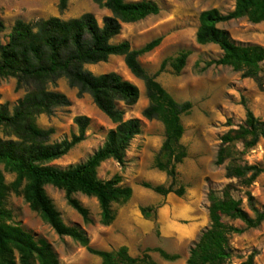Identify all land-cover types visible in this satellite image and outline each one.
Instances as JSON below:
<instances>
[{"label": "trees", "instance_id": "trees-1", "mask_svg": "<svg viewBox=\"0 0 264 264\" xmlns=\"http://www.w3.org/2000/svg\"><path fill=\"white\" fill-rule=\"evenodd\" d=\"M110 11L102 24L92 13L78 18L63 20L59 17L26 23L15 22L7 43L0 41V79L14 78L18 89L26 91L25 96L11 111L9 106H0V129L5 138L0 137V165L4 171L14 174L11 185L6 183L0 170V264H60L52 245L33 235L13 222V213L6 207L10 191L21 192L31 210L40 214L52 229L61 237H69L87 251L101 259V264H158L150 255L133 257L128 247L116 251L97 250L91 247L88 234L77 227L66 225L46 193L45 187L51 185L65 192L67 203L88 221V210L74 197L81 193L95 197L100 205V222L110 226L116 220L113 205H124L133 196V189L121 185V177L109 180L98 177L102 163L114 160L121 166L126 163V153L131 142L142 131L139 119L125 120V112L119 105L134 106L140 98L139 88L117 73L96 76L85 69L86 65L106 62L111 56H122L130 73L143 81L149 106L143 116L147 120H158L165 128V141L156 160V168L166 173L171 180L169 186L152 185L144 182L142 187L161 196L174 194L183 197L184 186L175 188L178 176L177 165L187 157V150L181 144L184 127L183 115L192 109L191 102L179 103L157 81L159 74L168 64L179 74L186 66L190 52L183 51L176 58L165 60L155 75H149L139 58L155 50L162 38H157L141 49H132L128 41L118 44L112 40L119 36L123 24L135 23L158 15L159 6L148 0H94ZM234 9L222 13L218 9L203 11L199 16L196 33L198 45H216L223 56L212 65L231 67L242 73V77L253 79L263 89L264 48L258 45H239L220 25L239 19L250 23L264 22V0H234ZM70 0H58L59 12H64ZM4 24L0 21V32ZM66 79L70 86L76 87L79 94H89L97 108L116 125L99 148L84 163L61 169L50 164L67 155L75 146L85 140L89 119L76 118L78 135L71 140L49 144L52 129H42L37 125V117L51 115L55 108L69 105L68 98L49 89L60 79ZM230 129L221 137L216 166L228 162L225 178L230 181L221 192L211 190L208 194L210 226L190 250L186 264H230L239 258L230 245L233 235L245 230L255 229L264 223V211L260 210L254 196L245 191L248 210L243 200L234 196L240 189H248L264 173L259 164L240 163L241 156L263 139L264 121L246 108L243 124ZM242 145V150L237 149ZM239 186L240 189L237 188ZM22 188V189H21ZM147 216L150 208H143ZM240 222L244 228L234 225ZM155 251L168 262L177 261L180 256L169 254L163 249ZM255 253H251L241 264H255Z\"/></svg>", "mask_w": 264, "mask_h": 264}, {"label": "rangeland", "instance_id": "rangeland-1", "mask_svg": "<svg viewBox=\"0 0 264 264\" xmlns=\"http://www.w3.org/2000/svg\"><path fill=\"white\" fill-rule=\"evenodd\" d=\"M148 1L159 6V14L135 23L123 24L121 34L112 43L128 41L132 49L138 50L161 37L162 43L155 50L139 58L141 65L151 76L159 71L165 60L174 59L183 51L190 52L187 64L179 74L168 64L165 71L157 77V81L177 102H191L193 105L191 111L181 118L184 127L181 144L187 150V157L182 164L177 165L175 184V188L184 186L186 194L181 198L174 194L164 197L142 187L144 182L155 186L171 184L166 173L155 166L165 141V128L158 120L144 118L143 112L149 106L145 85L130 73L122 56H111L106 62L86 65L85 69L96 76L117 73L140 90V98L134 106L119 105L125 112V120L139 119L142 124L141 133L131 142L126 153V164L121 166L114 160H108L98 169V177L104 181L120 176L121 185L133 189L132 198L124 205H113L116 220L110 226H104L100 222L101 209L95 197L81 193L74 195L89 212V220L85 221L68 205L63 190L51 185H47L45 190L63 222L85 231L92 248L116 251L126 246L133 257H142L147 253L158 264H186L191 248L210 226L209 192H221L230 183L225 178L228 162L222 166L215 165L221 137L230 129L229 121L234 127L244 123L246 108L264 121V86L261 89L253 79L242 77V73L231 67H206L208 63L219 60L223 53L216 45L201 46L196 42L200 14L209 9L230 12L234 9V0ZM101 7L94 0H70L67 9L61 13L58 10V0H0V21L4 24L0 41L3 44L8 42L18 20L26 23L51 17L69 20L92 13L99 24H102L103 18L111 13ZM220 27L239 45H258L264 48V22L253 24L246 19H239ZM262 68L264 83V63ZM49 89L64 94L69 100L68 106L55 108L51 115L42 114L37 117L40 128L53 130L49 144L71 140L79 133L76 118L89 119L85 140L50 165L66 169L84 163L104 145L108 133L116 125L97 108L89 94L80 95L78 88L70 86L66 79L58 80ZM25 94L24 89L17 88L14 78L0 79V106L6 104L12 111ZM0 137L5 138L1 129ZM237 149L242 150V145L237 144ZM241 157L240 163L264 167V140L261 139ZM0 170L6 183L11 185L15 175L4 171L2 165ZM237 188L240 189L239 186ZM245 191L251 192L257 207L264 211V173L250 188L234 193L236 198L243 200V206L248 210ZM166 205H172L179 211V224L195 227L192 235L180 237L172 232L173 215L160 217L158 214ZM6 207L13 213L15 224L20 225L35 239H44L52 245L60 264H101V259L90 254L86 248L69 237L59 236L40 214L31 210L21 192L10 191ZM143 208L151 209L147 216L142 213ZM187 213L193 218H187ZM143 220L151 221V231H142ZM234 225L244 228L240 222H235ZM230 245L240 256L233 258L230 264H241L251 253L256 254L255 264H264V223L258 228L245 230L240 235H233ZM154 249H163L180 258L175 262L165 261L158 252H147Z\"/></svg>", "mask_w": 264, "mask_h": 264}, {"label": "crops", "instance_id": "crops-1", "mask_svg": "<svg viewBox=\"0 0 264 264\" xmlns=\"http://www.w3.org/2000/svg\"><path fill=\"white\" fill-rule=\"evenodd\" d=\"M172 205H166V206L162 207L158 213L159 216L160 217L165 216L166 214L173 215V222L171 225V230L174 234H179L180 237H186V236L192 235V233H194V231H195V227L192 225H190L188 227V226H183L182 224H179L177 222V217L179 215V211L176 210L175 207L173 208ZM186 216H187V218H193V216L189 213H187ZM189 216H191V217H189ZM141 228H142L143 232H149L152 230L153 225H152L151 221L143 220L141 222Z\"/></svg>", "mask_w": 264, "mask_h": 264}]
</instances>
